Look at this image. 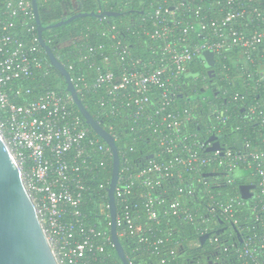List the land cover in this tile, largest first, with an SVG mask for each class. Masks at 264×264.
Listing matches in <instances>:
<instances>
[{
	"label": "built area",
	"instance_id": "built-area-1",
	"mask_svg": "<svg viewBox=\"0 0 264 264\" xmlns=\"http://www.w3.org/2000/svg\"><path fill=\"white\" fill-rule=\"evenodd\" d=\"M109 1L96 12L119 11L117 20L97 17L69 52L55 54L116 140V228L119 239L132 238L129 264H138L139 252L158 254L176 217L198 219L200 236L208 234L213 246L210 264H229L226 253L236 258L232 264H264V0H116V9ZM205 52L214 66H206ZM46 54L32 1L0 0V129L58 264L103 263L116 253L114 152L87 124L67 84L39 91L22 84L51 74ZM195 61L205 67L194 72ZM205 69L217 73L212 85ZM203 117L211 119L208 138L192 127ZM232 118L256 125L261 145L249 133L239 149L222 145ZM142 139L153 152L135 157ZM216 141L220 148L210 150ZM240 168L251 171L255 185L247 223L240 214L246 200L222 189H236L231 173ZM90 202L97 204L93 219ZM184 243L202 244L177 238L160 264Z\"/></svg>",
	"mask_w": 264,
	"mask_h": 264
},
{
	"label": "water",
	"instance_id": "water-1",
	"mask_svg": "<svg viewBox=\"0 0 264 264\" xmlns=\"http://www.w3.org/2000/svg\"><path fill=\"white\" fill-rule=\"evenodd\" d=\"M35 13V20L38 27L39 40L45 48L52 65L65 77L67 89L73 95L74 101L84 116L87 124L100 135L112 148L114 152V167L109 186V199L112 211V236L116 247V254L121 259L122 264H129L126 258L124 247L117 235L116 228V199L115 188L119 171V152L114 137L100 125L84 102L80 99L67 68L57 58L52 47L45 41L44 31L66 25L76 18L85 16H120L119 11L106 10L102 13L93 11L91 13H80L66 20H61L51 24H44L40 14L38 0H31ZM206 66L215 65L212 52L203 53ZM213 69L209 71L212 75ZM210 139L215 140L216 136ZM220 143L216 141L210 150L220 148ZM254 184L245 185L241 188V197L251 198V189ZM208 234L200 237L202 244L206 242ZM211 263V261H210ZM0 264H58L48 239L42 228L34 202L24 184L21 169L14 157L12 150L7 144L0 129Z\"/></svg>",
	"mask_w": 264,
	"mask_h": 264
},
{
	"label": "trees",
	"instance_id": "trees-1",
	"mask_svg": "<svg viewBox=\"0 0 264 264\" xmlns=\"http://www.w3.org/2000/svg\"><path fill=\"white\" fill-rule=\"evenodd\" d=\"M38 2L40 5V14L42 21L44 24L48 25L61 20H66L80 13H91L93 11H96L99 8L100 2H102V0H38ZM109 6L115 8L117 6L116 0H110ZM109 20L117 19L114 17H110ZM97 21L98 18L91 15L76 18L71 22H68L66 25L44 31V37L46 39H48L49 37L52 39L50 45L54 52L60 56L61 53L66 54L67 52H69L73 48L74 41L79 40L83 37L82 31L85 25L93 24ZM46 57H48L49 59V56L47 54ZM61 59L64 61V57L61 56ZM49 62L51 74L48 77H41L36 81L26 80L22 84L26 87H36V91L41 90L43 87L65 90L66 82L64 76L58 69H56L52 65L50 60ZM191 67H193L194 72H197L205 66L201 61H195ZM192 85L197 87L198 84H195L194 82L192 83ZM198 91L200 92L201 89H199ZM84 102L87 105L88 109L92 113H95L94 105L91 100L85 99ZM240 110L241 107L239 108V111ZM210 122V118L203 117L199 120L198 124H194L192 125V127L195 131L200 133L201 136H203L204 138H208L209 136L205 134V130ZM237 126H240L239 130H235ZM253 128H257V126L254 125ZM253 128L247 123L241 124L239 120L232 118L227 122V124L224 125V132L219 137V140L222 145L229 146L233 149H239L241 148L240 143L243 142V136L246 133H249V136L255 142L257 141V146H260V141L256 139V135L252 134ZM262 132L264 133V131ZM135 147L136 150L135 152H133V155L135 157L142 155L143 153L148 154L153 152L152 145L150 144L149 139H142L135 144ZM231 176H233L236 180V189H234V191H231L232 188L224 184L222 186V189L224 193H226L225 195H227L228 193L241 195V188L245 185H249L252 182L251 171L246 168L237 169L235 172L231 173ZM250 199L251 198L244 199L246 200L247 205L240 210V214L242 215L241 219L244 223H247L250 220L249 218L248 220L243 219L245 215L250 214V210L248 208ZM96 210V202H90V210L88 211H91L92 216H90V218L93 219L95 217ZM175 219L176 220L174 221V224L170 222V227H176V229L171 230V233L168 236L169 241L166 242L164 248H161L158 254H152L150 252L137 253L135 255V259L138 264H160V260L162 257H169L170 251L174 249V242L177 238L186 237L188 238V240H190L201 237L197 229L198 219H196L193 224L188 223L187 221L182 220L178 217H176ZM163 225H165V222H163L161 226ZM120 240L125 249V252L128 254L133 244L132 238L122 237ZM175 248V259L170 261L168 264H210L209 257H212L213 246L209 245L208 243L200 244L199 246H189L187 245V243H184L181 246ZM228 254L229 253H226V255H224L227 257V263H235V261H237L236 258L228 257ZM99 264H122V262L117 254L114 253L112 256H110L109 259L105 260L103 263L99 262Z\"/></svg>",
	"mask_w": 264,
	"mask_h": 264
},
{
	"label": "flooded vegetation",
	"instance_id": "flooded-vegetation-1",
	"mask_svg": "<svg viewBox=\"0 0 264 264\" xmlns=\"http://www.w3.org/2000/svg\"><path fill=\"white\" fill-rule=\"evenodd\" d=\"M117 2V1H116ZM118 7V5L114 8V9H116ZM124 12H128V11H124ZM206 71H208V70H210V69H205ZM217 76V73H216V71H214L213 73H212V75L210 76V74H209V80L211 81V85L213 84V79H215V77Z\"/></svg>",
	"mask_w": 264,
	"mask_h": 264
}]
</instances>
